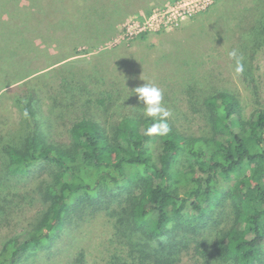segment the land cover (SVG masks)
<instances>
[{
	"label": "trees",
	"instance_id": "1",
	"mask_svg": "<svg viewBox=\"0 0 264 264\" xmlns=\"http://www.w3.org/2000/svg\"><path fill=\"white\" fill-rule=\"evenodd\" d=\"M254 1V23L235 46L248 88L249 53L264 46V0ZM62 3L75 1L54 3L53 16L69 21ZM85 26L92 29L78 22L76 32ZM93 26L97 35L108 28ZM72 77L55 92L18 79L0 95V222L18 214L11 178H30L40 202L29 218L16 216L25 229L1 240L0 264L51 254L71 227L101 212L113 227L105 264H264V105L245 117L234 91L189 83V106L204 117V132L182 133L170 117L167 135L146 136L154 121L138 101L93 76L81 84ZM65 117L63 142L51 136H60L56 123ZM68 263L88 264L85 252Z\"/></svg>",
	"mask_w": 264,
	"mask_h": 264
},
{
	"label": "rangeland",
	"instance_id": "2",
	"mask_svg": "<svg viewBox=\"0 0 264 264\" xmlns=\"http://www.w3.org/2000/svg\"><path fill=\"white\" fill-rule=\"evenodd\" d=\"M74 1L61 7L69 21H56L53 4L63 0H0V77L5 79L0 95L21 82L18 79L41 80L55 92L65 77L73 75L74 83L81 84L87 75L107 90L122 89L138 101L133 91L147 83L162 90L163 102L172 104V111L168 109L177 128L188 135L205 129L202 114L189 106L194 99L187 95L189 83L203 84L198 91L212 86L234 91L245 117L256 103L264 105V46L249 53L253 88L243 83L235 57L229 55L254 23V0ZM78 22L92 24V29L86 32L89 26H85L83 34L78 33ZM96 22L107 23V30L97 35ZM13 82L17 84L4 88ZM14 113L13 121H17L18 111ZM63 119L55 127L60 136L54 131L51 137L65 142L69 118ZM8 187L16 196L12 214L29 218L39 209L30 178H11ZM16 216L0 222V242L25 229L18 218L15 224ZM108 218L101 212L77 229L71 227L51 254L40 253L23 264H69L80 250L88 264H105L112 250L113 227Z\"/></svg>",
	"mask_w": 264,
	"mask_h": 264
},
{
	"label": "clouds",
	"instance_id": "3",
	"mask_svg": "<svg viewBox=\"0 0 264 264\" xmlns=\"http://www.w3.org/2000/svg\"><path fill=\"white\" fill-rule=\"evenodd\" d=\"M229 55L235 57L236 52L233 51ZM240 70V68H237V71ZM133 92L143 105L144 117L154 121L145 129L144 135H167L170 131L168 119L171 117L172 112L164 106L162 90L157 86L144 83L143 86L137 87Z\"/></svg>",
	"mask_w": 264,
	"mask_h": 264
}]
</instances>
